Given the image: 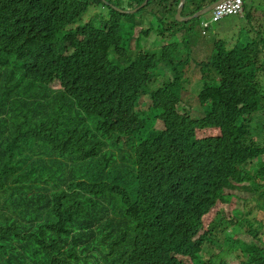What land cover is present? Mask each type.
Segmentation results:
<instances>
[{"label": "trees", "instance_id": "1", "mask_svg": "<svg viewBox=\"0 0 264 264\" xmlns=\"http://www.w3.org/2000/svg\"><path fill=\"white\" fill-rule=\"evenodd\" d=\"M154 1L159 23H182L180 0ZM215 1L186 0L182 16ZM92 5L111 13L101 26ZM115 7L0 0V264H264L263 51L215 46L197 64L206 114L194 118L179 109L177 45L125 49L120 20L137 6ZM111 51L134 60L116 66ZM161 64L167 78L153 75ZM236 191L238 220L218 211Z\"/></svg>", "mask_w": 264, "mask_h": 264}, {"label": "rangeland", "instance_id": "2", "mask_svg": "<svg viewBox=\"0 0 264 264\" xmlns=\"http://www.w3.org/2000/svg\"><path fill=\"white\" fill-rule=\"evenodd\" d=\"M106 2V0H104ZM110 1V0H107ZM140 0H111L116 9L122 11H131L128 8L132 5L137 6L133 10H138L130 15H125L121 18L120 23L123 26V32L125 36L130 34L129 38L124 43V48L131 49L132 42L134 41V46L138 45L140 50L151 51L152 53H157L160 56L161 51L165 45L176 44L177 53L176 57L173 58L174 63H178L177 71L185 76L182 80V90L183 94V103L180 105L179 109L182 113L188 112L194 118L203 117L206 114V109L201 105L199 101V94L203 89L201 86H197V81L200 77V67L198 63L207 62L210 58V54L215 46H224L230 47L233 45L234 34L232 31L237 27L236 33V43H240V34L242 35V40L249 43L255 44L258 48H261L264 54V0H245L244 10L241 15L238 16H227L222 18L218 23L210 25L206 29V33L203 34L204 29L201 26V22L209 17V14L196 18L187 22L182 23H173V15L167 16V21L164 23H159V9H162L158 3L155 1L149 5L139 4ZM233 5H236L235 0H232ZM90 15L87 17V20L93 15L97 14L98 19L94 22L97 26L104 24L108 14H111L110 11L104 7H94L90 9ZM187 12H191L187 9ZM246 16V18H244ZM176 18V15H175ZM172 24L176 29H179L178 32L167 33L168 26L172 27ZM139 28L141 30L147 29L145 35L146 38L136 35L134 31ZM149 30V31H148ZM219 46V48L221 47ZM134 57H123L119 58L118 55L111 51L109 55L110 61L120 67H124L128 64V60H134ZM161 59V58H160ZM15 55L10 54L4 62L7 65L14 66ZM168 72L165 71V65L161 64L158 69H155L153 75L157 78L160 75H163L162 78H167L166 75ZM155 78V79H156ZM185 83V84H184ZM184 84V86H183ZM161 86V83L154 82L152 88L155 91ZM53 88H66L63 84H52ZM252 106H258L260 100L254 96L250 99ZM250 112V109H244L235 114L234 118H238L242 114ZM157 129H162V122H158L156 125ZM248 127H244L240 130L238 135L247 134ZM209 134V133H207ZM204 134H199L203 136ZM243 135V136H244ZM260 135L264 136V132ZM234 138L238 143H243V139L240 140L234 135ZM255 138H259V135H255ZM244 144V143H243ZM240 152L243 151V148H238ZM264 169V168H263ZM262 171V169H261ZM246 196L238 193L236 191V202H229L224 205H218V211L224 210L229 216L232 210L236 209V220L239 219V210H240V200L245 199ZM253 198H255L253 196ZM215 209L212 210L208 215V220H211L214 215ZM262 211L259 208H255L253 217L257 220L263 218ZM205 250L209 254H216L217 251L213 248H210L209 245H206ZM237 262V261H236Z\"/></svg>", "mask_w": 264, "mask_h": 264}, {"label": "built area", "instance_id": "3", "mask_svg": "<svg viewBox=\"0 0 264 264\" xmlns=\"http://www.w3.org/2000/svg\"><path fill=\"white\" fill-rule=\"evenodd\" d=\"M235 2L236 5H233L232 0H222L215 5L209 19L202 22L203 33H206V29L210 27V24L217 23L226 16L241 15L244 10V0H235Z\"/></svg>", "mask_w": 264, "mask_h": 264}, {"label": "water", "instance_id": "4", "mask_svg": "<svg viewBox=\"0 0 264 264\" xmlns=\"http://www.w3.org/2000/svg\"><path fill=\"white\" fill-rule=\"evenodd\" d=\"M220 1L222 0H216L215 2H213L211 5L203 8L202 10L198 11L197 13H195L194 15H190V16H182V12L184 10V6L186 3V0H180L179 6L177 8V12H176V20L179 22H187L196 18H201L204 15H207L211 9L217 5ZM150 0H147V2L145 3V5L149 4ZM137 11V10H134Z\"/></svg>", "mask_w": 264, "mask_h": 264}, {"label": "crops", "instance_id": "5", "mask_svg": "<svg viewBox=\"0 0 264 264\" xmlns=\"http://www.w3.org/2000/svg\"><path fill=\"white\" fill-rule=\"evenodd\" d=\"M244 18H246V16H245ZM232 32H233V34H234V40L236 41L237 27H236L235 30L232 31ZM240 39L242 40V37H240ZM242 41H243V40H242ZM242 41H241V44H242L243 42H245V41H243V42H242ZM237 44H239V43H236V45H237Z\"/></svg>", "mask_w": 264, "mask_h": 264}, {"label": "clouds", "instance_id": "6", "mask_svg": "<svg viewBox=\"0 0 264 264\" xmlns=\"http://www.w3.org/2000/svg\"><path fill=\"white\" fill-rule=\"evenodd\" d=\"M151 1V0H150ZM148 5V4H147ZM146 5L144 4L143 5V7H145ZM118 11L120 12V13H123L124 11H122V10H120V9H118ZM119 58H121V57H119ZM208 62V61H207Z\"/></svg>", "mask_w": 264, "mask_h": 264}]
</instances>
